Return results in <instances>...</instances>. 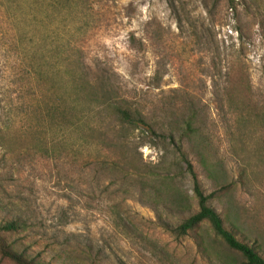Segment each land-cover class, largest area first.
<instances>
[{"label": "rangeland", "instance_id": "374dc122", "mask_svg": "<svg viewBox=\"0 0 264 264\" xmlns=\"http://www.w3.org/2000/svg\"><path fill=\"white\" fill-rule=\"evenodd\" d=\"M229 66L247 74L251 95L264 101V0H0V203L30 221L41 247L57 250L71 236L76 246L100 248L105 264L228 261L210 230L203 250L195 233L174 238L154 224L155 212L132 188L106 190L108 179L90 166L94 145L70 137L65 150L58 146L44 107L68 88L50 76L67 81L75 69L93 81L104 73L156 120L185 105L197 112L215 150L209 174L192 157L198 179L205 193L232 185L212 204L264 250V156L253 141L263 133L256 123L240 129L239 143L237 116L221 110ZM131 140L133 155L161 160L137 132ZM184 184L190 190V180ZM113 201L147 226L148 239L111 225Z\"/></svg>", "mask_w": 264, "mask_h": 264}, {"label": "trees", "instance_id": "16d2710c", "mask_svg": "<svg viewBox=\"0 0 264 264\" xmlns=\"http://www.w3.org/2000/svg\"><path fill=\"white\" fill-rule=\"evenodd\" d=\"M56 75L50 76L51 79L58 82L59 87L68 88V93L59 95L56 102L46 103L44 108L49 124L59 128L58 146L65 150L71 145L70 137H76L98 148L90 166L96 177L108 179L106 190L110 185L115 186L114 193L132 188L139 201L155 212L154 224L174 238L195 233L196 242L203 250L205 232L210 230L230 254L224 264H237L235 259L243 264H264V250L260 245L250 244L228 212H219L212 204L218 203L232 185L224 184L205 193L198 179L193 158L209 174L208 158L215 150L193 108L185 105L178 108L177 113L156 120L152 109L122 94L104 73L93 81L75 69L71 70L67 81ZM226 75L221 110L237 116L234 128L239 130L237 140L241 144H244L241 137L244 133H240V129L258 125L263 135L260 141L257 138L253 141L260 146L256 153L263 157L264 101L251 95L247 74L229 66ZM106 120L111 126L105 130L102 123ZM135 132L140 146L160 150V161L148 163L143 161L141 153L132 154L131 135ZM108 151H116L118 155H110ZM62 152L61 149L58 158L65 155ZM240 175L243 179L244 168ZM187 179L191 182V193L184 184ZM121 205L116 201L107 204L111 225L122 234L148 239L147 226L123 211ZM31 232L30 221L23 214L5 210L0 203V264H105L98 247L76 246L71 236H67L57 250L44 248Z\"/></svg>", "mask_w": 264, "mask_h": 264}]
</instances>
